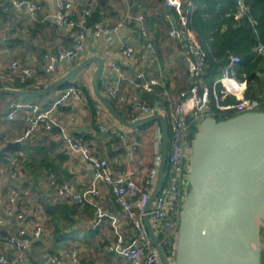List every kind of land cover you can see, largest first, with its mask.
<instances>
[{
    "label": "crops",
    "instance_id": "1",
    "mask_svg": "<svg viewBox=\"0 0 264 264\" xmlns=\"http://www.w3.org/2000/svg\"><path fill=\"white\" fill-rule=\"evenodd\" d=\"M33 1L39 8L35 18L27 8L16 9L12 0H0V69L17 60L33 71L31 78L35 84V80L42 79L44 55L53 54L57 49L75 47L79 42L75 31L58 27L54 22L53 16L59 0ZM63 1L69 4L68 13L73 18H77L81 6L85 1L88 2V0ZM163 1L103 0V4H99L90 0L91 7L99 9V20L109 26L119 25L118 31L111 36L86 38L80 58L72 63L58 62L47 83L50 84L65 75L82 61L99 57L104 62L98 84L102 95L105 86L116 78L111 66L116 65L122 69L123 100L112 101L116 110L124 116L131 115L124 102L128 97L135 96L141 102L160 107L165 92L176 96L179 91L187 89L191 83V58L178 42L169 36L173 25L171 18L165 13ZM157 12L159 15L155 14ZM138 15L144 17V35L138 31L137 25L129 20L130 17ZM125 46L134 50L133 57L129 59L124 57L121 48ZM96 70L97 64L93 62L71 79L84 85L95 100L97 99L93 91L92 78ZM139 73L145 75L146 81H157L153 92H141L131 84ZM106 77L107 82L103 83ZM8 85L7 82H0V87L8 88ZM230 85L233 90L227 91L229 95L234 96L236 100L244 97L246 89L244 82L240 83L233 79ZM221 86L224 89L227 87L225 84ZM65 90L28 98H18L10 94L0 95V142L3 145L21 142V146L10 153L3 154L0 150V198L6 200L12 192L19 193V199L15 204L2 205L0 208V218L4 221L3 225H0V234L25 231L31 240L27 264H51L52 255L74 248L79 251L80 264H129L116 252L106 254L103 251L104 246L113 243L118 234L128 229V221L109 189L102 184L97 187L99 197L95 202L97 201L102 211L106 213L101 219L95 213L94 203L76 206L60 202L48 184L51 176L58 183H69L80 192L87 193L94 181L93 172L78 157L69 158L60 151L57 128L49 135L39 134L23 139L25 113L19 112L14 119H8L11 104L47 108ZM96 104V127H93L92 115L82 96H79L78 100L74 96L69 97L67 106L58 107L52 116L72 134L89 132L97 157L108 162V168L113 175L122 174L127 168H136L140 163H150L153 155L152 146L148 152L140 147L133 151L130 147L134 141L139 142L145 138L143 130L140 128L132 130L120 125L99 102ZM133 116L136 118L130 120L131 122L141 118L140 115ZM100 118L103 125L113 132L110 138L98 130ZM154 124L160 126L158 122ZM11 157L17 158L19 162L20 174L15 179L11 177L13 171ZM22 211H26V215L24 219L19 220L15 214ZM112 219L117 220L116 226L112 225ZM95 223H98V226L92 229ZM37 226L44 229L40 238L33 237V231ZM0 255L9 259L13 251L0 247Z\"/></svg>",
    "mask_w": 264,
    "mask_h": 264
},
{
    "label": "built area",
    "instance_id": "2",
    "mask_svg": "<svg viewBox=\"0 0 264 264\" xmlns=\"http://www.w3.org/2000/svg\"><path fill=\"white\" fill-rule=\"evenodd\" d=\"M163 2L166 8H170L175 17L176 26L170 29L169 36L176 40L191 58L190 86L179 91L176 96L165 92L164 101L160 107L141 102L135 96L128 97L124 102L128 113L131 115L149 117L161 114L167 121L168 152L163 182L150 205L148 217L159 245L172 263L176 253V241L183 206L190 191L188 176L191 167L193 140L206 119H215L216 115L222 117L232 115L230 117L232 118L244 113H259L260 102L241 98L237 104L226 106L215 104L219 113L214 111L210 99V88L203 81L204 57L197 40L189 30V20L194 9V3L192 0H164ZM12 4L16 9L27 8L33 18L36 17L39 9L33 0H12ZM68 9L69 4L66 1L59 0L53 19L58 27L75 31L79 43L75 47L57 49L53 54L43 56L45 62L43 75L42 79L35 80L33 85L35 90L44 89L48 85L49 76L55 72L58 62L72 63L80 58L83 52V42L86 38L97 39L111 36L119 29V25L109 26L102 21L88 26L91 8L87 1L78 11L77 18H73L68 13ZM245 12L246 8L239 0L236 18L241 17ZM155 14L159 15L158 12ZM129 20L137 25L139 32L145 34L144 17L142 15L130 17ZM121 50L127 59L133 57L134 50L131 47L125 46ZM254 51L258 55H264V46H258ZM238 62L237 57H232L223 74L216 79L215 83L224 85V81H228L231 84L233 79L229 77V74H231L229 72H231L232 65ZM111 69L116 78L105 86L103 95L108 100L120 102L123 100L121 81L124 80V74L122 69L116 65H112ZM32 76L33 71L17 60L12 61L6 68L0 69V82L12 83L16 79L23 82ZM131 84L141 92L151 93L157 85V81H146L145 75L139 73L131 81ZM225 91L230 90L225 87ZM72 96L77 100L79 99L75 88L68 87L47 108L38 105L11 104L8 119H14L19 112L23 111L25 113L24 122L26 126L23 139H29L39 134L49 135L52 134L54 128H57L59 130L57 141L60 151L69 158L78 157L93 172L94 181L87 193L80 192L69 183H58L51 176L48 184L60 202L76 206H81L84 203H94L95 213L101 219L106 216V213L102 211L97 201L95 202V199L99 197L97 187L102 184L109 189L128 221V229L124 233L118 234L113 243L103 247L106 254L116 252L126 259L129 264H161L145 223L146 205L155 188L161 161L162 135L160 126H157L155 132L157 141L153 144V155L150 163H140L136 168H127L122 174L113 175L108 168V162L97 157V152L90 141L91 134L89 132L78 135L72 134L66 126L56 122L53 118V112L58 107H66L68 98ZM98 130L107 138H110L113 134L108 127L103 125L101 118L98 122ZM4 146L0 142V150ZM10 161L13 163L11 177L15 179L20 174L19 162L15 157H11ZM18 199L19 193L12 192L6 200L0 198V208L2 205L15 204ZM15 215L19 220H22L26 215V211L18 212ZM3 222L0 218V225H3ZM112 225H117L116 219H112ZM97 226L98 223H95L92 225V229H96ZM43 233L44 229L37 226L33 231V237L40 238ZM0 247L13 251V255L9 259L4 255H0V264H27V253L31 247V240L24 230H19L14 234H0ZM65 262L80 264L78 249L58 252L50 257L51 264H65Z\"/></svg>",
    "mask_w": 264,
    "mask_h": 264
},
{
    "label": "water",
    "instance_id": "3",
    "mask_svg": "<svg viewBox=\"0 0 264 264\" xmlns=\"http://www.w3.org/2000/svg\"><path fill=\"white\" fill-rule=\"evenodd\" d=\"M173 27L175 17L166 8ZM97 64L92 86L96 99L126 128L136 130L158 122L161 128V161L155 188L146 205L145 223L161 264H262L260 245L264 226V112L244 113L217 121L208 118L192 143L188 182L176 253L171 263L159 245L148 212L159 192L168 152V126L161 114L131 122L120 116L99 90L103 59L88 58L41 90L0 88L18 98L41 97L58 90L91 63ZM107 82V77L103 79ZM8 143L1 153L18 149Z\"/></svg>",
    "mask_w": 264,
    "mask_h": 264
},
{
    "label": "trees",
    "instance_id": "4",
    "mask_svg": "<svg viewBox=\"0 0 264 264\" xmlns=\"http://www.w3.org/2000/svg\"><path fill=\"white\" fill-rule=\"evenodd\" d=\"M94 1L103 4V0ZM192 1L194 9L189 20V30L197 40L204 57L203 81L210 88V99L214 111L219 113L215 104L226 106L237 104L239 101L229 95L221 84L215 83L216 79L223 74L231 58L237 57L239 62L232 65L229 77L237 82H244L246 89L243 98L258 100L260 102L258 111L264 112V55H258L254 51L256 47L264 46V0H241L246 12L239 18H236L238 0ZM87 3L91 8L88 26L101 22L99 9L91 7L90 0ZM33 84V78H28L23 82L16 79L7 87L16 90H34ZM224 84L229 90H233L228 81H224ZM68 87L75 88L76 93L84 98L85 105L93 118V127H96V103L98 101L91 97L84 85L72 80L58 90ZM108 101L116 110L113 101ZM118 114L129 121L136 118L133 115L124 116L119 112ZM231 116L216 115L215 119L221 121ZM262 264H264V256Z\"/></svg>",
    "mask_w": 264,
    "mask_h": 264
},
{
    "label": "rangeland",
    "instance_id": "5",
    "mask_svg": "<svg viewBox=\"0 0 264 264\" xmlns=\"http://www.w3.org/2000/svg\"><path fill=\"white\" fill-rule=\"evenodd\" d=\"M111 119V118H110ZM111 121H112V119H111ZM153 125H155V127H151V126H153ZM141 130H143L142 131V133H143V135L145 136V138H143L142 140H140L139 142H136V141H134L131 145H130V147L132 148V149H134V150H138V148L140 147V148H143V150H146V152H148L150 149L149 148H151V146L153 147V144H154V142H156L157 141V138H156V135H155V132L157 131L156 129H157V126H156V124H154V123H151V124H149V125H146L145 127H142V128H140ZM142 136V135H141ZM142 141V142H141ZM120 143V142H119ZM138 143H140V144H138ZM261 234H262V242H261V245H260V254H261V260H262V258H263V256H264V226H263V229H262V232H261ZM175 244V243H174ZM263 255V256H262Z\"/></svg>",
    "mask_w": 264,
    "mask_h": 264
}]
</instances>
